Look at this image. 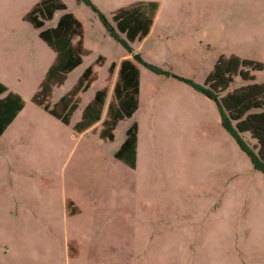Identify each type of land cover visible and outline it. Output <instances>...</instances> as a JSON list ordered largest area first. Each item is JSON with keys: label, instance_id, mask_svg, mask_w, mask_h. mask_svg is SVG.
Masks as SVG:
<instances>
[{"label": "rangeland", "instance_id": "rangeland-1", "mask_svg": "<svg viewBox=\"0 0 264 264\" xmlns=\"http://www.w3.org/2000/svg\"><path fill=\"white\" fill-rule=\"evenodd\" d=\"M36 1L3 0L0 6V79L26 103L54 57L39 38L38 29L22 19ZM60 1L65 9L55 11L42 28L54 26L60 14L70 12L81 24L82 43L88 53L63 84L53 88L49 100L54 102L91 66L95 79L79 94L82 107L95 90L110 85L108 66L117 64L118 58L127 53L107 34L100 15L110 21L111 13L130 1ZM154 2L162 5L158 22L139 46L137 41L131 44L130 55L132 58L137 53L161 71L153 72L132 58L139 72L137 108L119 122L115 134V142H119L127 125L134 121L139 125L138 157L145 162L149 202L146 257L142 262L116 260L108 264H264V172L253 168L222 128L214 102L176 77L213 89L211 75L217 63L236 66L237 73L229 75V84L218 81L216 91L225 104L227 95H255L260 107L245 110L238 94L241 103L231 115L240 116L242 126L246 116L259 117L252 127L263 136L261 144L249 130L239 133L264 158V0ZM98 56L103 58L102 63H97ZM232 124L235 126L233 120ZM34 178L39 195L45 190L44 180L40 173ZM156 208L158 216L154 215ZM73 214L68 212L65 218L69 241L63 245L53 239L46 252L51 262L46 263L27 261L23 255L31 250L26 244L15 247L16 256L8 240L2 239L8 232L17 238H29L31 214H0V264H65L66 252L72 256L75 253L71 241L75 232ZM35 253L42 252L37 249Z\"/></svg>", "mask_w": 264, "mask_h": 264}, {"label": "crops", "instance_id": "crops-1", "mask_svg": "<svg viewBox=\"0 0 264 264\" xmlns=\"http://www.w3.org/2000/svg\"><path fill=\"white\" fill-rule=\"evenodd\" d=\"M129 1L130 4L141 0ZM3 3L0 0V6ZM161 8L162 5L157 4L149 32L137 41L138 46L151 35ZM123 58L132 60L128 52L118 58L111 82ZM0 82L4 84L1 79ZM82 107L78 102L69 124H64L31 100L29 103L23 100L21 109L0 134V214L20 212L32 216V221H28L29 238H17L13 232H8L2 239L8 240L16 256L15 247L26 244L31 250V253L23 255L27 261H50L51 256L46 252L53 245V239L63 245L69 241L65 222L68 213L65 203L68 200L76 208L73 214L75 232L71 240L75 253L72 256L66 252L65 264H108L116 260L122 263L142 262L146 257L148 240L149 202L146 196L145 162L138 157L139 125L134 121L135 162L134 167L130 168L116 159L114 152L132 122L124 128L119 142H115V134L119 122L124 118L113 129L111 141L99 137L100 121L86 130L75 132L71 126L78 121ZM74 114L76 117L72 120ZM66 136L69 143L64 141ZM74 154L71 170L66 174ZM80 169L81 174L78 173ZM39 173L43 177L45 190L37 195L34 177ZM153 211L154 215H160L157 208ZM9 230H14V227ZM37 249L42 253L36 254Z\"/></svg>", "mask_w": 264, "mask_h": 264}, {"label": "trees", "instance_id": "trees-1", "mask_svg": "<svg viewBox=\"0 0 264 264\" xmlns=\"http://www.w3.org/2000/svg\"><path fill=\"white\" fill-rule=\"evenodd\" d=\"M64 9L65 6L60 0H38L22 15V19L27 21L34 29H38L39 38L54 53L52 62L46 69L30 100L62 123L69 124L70 117L78 106V94L87 89L94 81L95 72H93L91 66H87L68 90L55 102H50L52 89L62 85L67 74L81 62L82 56L88 53L82 43L81 24L70 12L60 14L54 26L42 28L44 22L51 19L55 11ZM156 9L157 4L154 1H135L115 9L110 16L111 22L103 15H100V20L107 34L122 45L128 53H131V44L140 41L149 32ZM132 58L153 72L161 71L155 65L144 62L137 53H133ZM96 60H98L97 63H102L100 61H103V58L98 56ZM113 68L114 64L112 63L107 69L110 80ZM232 72L237 73L236 66L224 64L223 62L217 63L211 75V79L214 81L213 89L196 84L190 79L176 77L214 102L222 128L245 153L253 168L264 172V158L260 153H256L239 133L240 131L249 130L252 136L261 144L263 136L258 133L257 129L252 127L259 117L255 115L246 116L245 123H243L245 126H242L240 125L242 122L240 116L233 117L231 115V110H235L241 103L237 97L238 94L242 98L241 104L246 105L245 110L258 108L261 104L257 105V101H254L255 95L247 97L240 94V92L235 95H227L226 100L229 102L227 101L225 104L216 91L215 83L219 81V84L228 85L230 82L229 75ZM138 75V69L132 60L128 58L121 59L109 97H107L108 85H103L95 90L91 99L82 107L79 119L71 126V129L75 132H81L100 121L99 137L111 141L113 129L117 122L129 117L137 107ZM252 86L257 85L252 84ZM1 93H4V95L0 97V134L23 106L22 98L17 93L8 90L0 82ZM262 101L264 103V100ZM232 120L235 126L232 124ZM135 142L136 125L132 122L125 130L124 138L114 152V157L130 168L134 167L135 162ZM65 206L68 212L74 213L76 211L71 201L67 200Z\"/></svg>", "mask_w": 264, "mask_h": 264}]
</instances>
